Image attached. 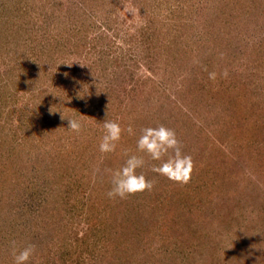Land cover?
I'll list each match as a JSON object with an SVG mask.
<instances>
[{
  "label": "rangeland",
  "instance_id": "374dc122",
  "mask_svg": "<svg viewBox=\"0 0 264 264\" xmlns=\"http://www.w3.org/2000/svg\"><path fill=\"white\" fill-rule=\"evenodd\" d=\"M106 117L135 132L115 153ZM158 124L187 185L137 151ZM125 149L156 184L110 199ZM13 240L29 264H264V0H0V264Z\"/></svg>",
  "mask_w": 264,
  "mask_h": 264
},
{
  "label": "clouds",
  "instance_id": "9594fccd",
  "mask_svg": "<svg viewBox=\"0 0 264 264\" xmlns=\"http://www.w3.org/2000/svg\"><path fill=\"white\" fill-rule=\"evenodd\" d=\"M80 64V63H79ZM71 66L72 64H66ZM81 66H84L80 64ZM222 75H228L225 70ZM216 72L209 73V79L215 81ZM52 113H55L52 109ZM85 116V115H84ZM62 119H65L62 114ZM68 129L79 134L82 131V124L77 119L68 118ZM104 134L99 143L101 153H115L124 133L135 135L131 125L122 127L118 121L106 119L102 124ZM137 151L146 154L149 160L159 161L158 164L151 165V171L159 176L181 185H187L192 179L195 171V161L190 154L184 152V145L179 139L175 129L164 124L155 127H145L141 129V134L136 142ZM126 157L123 165L115 170H106L110 178V189L106 195L110 199H126L131 195L152 191L156 181L149 179L141 169L145 168L147 161L144 155H129L127 149L123 150ZM14 264H29L36 255V245L28 243L23 247H18L15 240L9 245ZM36 264H39L37 261Z\"/></svg>",
  "mask_w": 264,
  "mask_h": 264
}]
</instances>
